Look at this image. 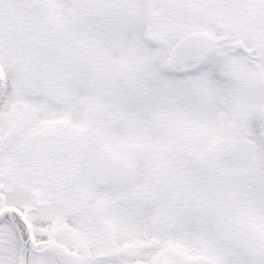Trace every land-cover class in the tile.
<instances>
[{"label":"snow or ice","instance_id":"obj_1","mask_svg":"<svg viewBox=\"0 0 264 264\" xmlns=\"http://www.w3.org/2000/svg\"><path fill=\"white\" fill-rule=\"evenodd\" d=\"M0 264H264V0H0Z\"/></svg>","mask_w":264,"mask_h":264}]
</instances>
